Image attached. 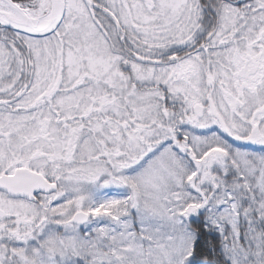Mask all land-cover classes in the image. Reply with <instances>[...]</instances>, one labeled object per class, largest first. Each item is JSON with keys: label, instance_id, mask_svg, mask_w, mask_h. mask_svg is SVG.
Segmentation results:
<instances>
[{"label": "snow or ice", "instance_id": "1", "mask_svg": "<svg viewBox=\"0 0 264 264\" xmlns=\"http://www.w3.org/2000/svg\"><path fill=\"white\" fill-rule=\"evenodd\" d=\"M0 264H264V0H0Z\"/></svg>", "mask_w": 264, "mask_h": 264}]
</instances>
